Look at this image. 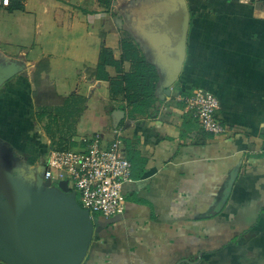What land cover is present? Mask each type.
<instances>
[{
  "label": "crops",
  "instance_id": "0c3cea01",
  "mask_svg": "<svg viewBox=\"0 0 264 264\" xmlns=\"http://www.w3.org/2000/svg\"><path fill=\"white\" fill-rule=\"evenodd\" d=\"M128 1L2 0L0 147L32 156L60 119L72 137L101 133L104 145L119 130L131 162L125 210L95 216L81 264H264V0H192L197 44L189 48V13L178 77L168 85L158 48H141L160 102L117 118L122 98L94 74L102 46L119 57ZM41 79L53 93L38 103ZM196 89L219 100L224 134L203 131L185 109Z\"/></svg>",
  "mask_w": 264,
  "mask_h": 264
},
{
  "label": "water",
  "instance_id": "95a60500",
  "mask_svg": "<svg viewBox=\"0 0 264 264\" xmlns=\"http://www.w3.org/2000/svg\"><path fill=\"white\" fill-rule=\"evenodd\" d=\"M136 21L158 48L168 85L172 84L186 53L189 11L185 0L143 9ZM7 76L0 74V85ZM114 114L119 118L124 112ZM3 164L0 161V262L81 264L97 218L76 202L66 181L50 186L40 174L30 173L32 182H28Z\"/></svg>",
  "mask_w": 264,
  "mask_h": 264
},
{
  "label": "built area",
  "instance_id": "2783aa9c",
  "mask_svg": "<svg viewBox=\"0 0 264 264\" xmlns=\"http://www.w3.org/2000/svg\"><path fill=\"white\" fill-rule=\"evenodd\" d=\"M182 100L203 131L213 136L226 132L217 115L220 104L214 94L196 89ZM113 133L108 145L103 144L101 133L72 137V146L49 149L35 167L50 186L66 181L69 191L78 194L79 205L90 214H122L126 203L123 185L131 179V162L124 154L119 130Z\"/></svg>",
  "mask_w": 264,
  "mask_h": 264
},
{
  "label": "trees",
  "instance_id": "16d2710c",
  "mask_svg": "<svg viewBox=\"0 0 264 264\" xmlns=\"http://www.w3.org/2000/svg\"><path fill=\"white\" fill-rule=\"evenodd\" d=\"M120 54L115 58L112 49L102 46L99 61L95 68L94 77L108 82L111 97L120 96L123 105L120 109L127 116L149 114L150 110H157L160 99L156 95V84L159 73L156 66L147 60L146 55L138 44L126 32L120 33ZM126 64L128 67L126 68ZM106 66L114 68L115 74L110 75ZM45 110L36 115L38 120L44 116ZM123 115V117H124ZM50 118V117H49ZM52 118L49 119L51 122ZM56 121L55 117L52 122ZM46 133L53 137L50 123L45 127ZM69 134V133H68ZM72 136L66 141H59L53 148H69L73 145ZM51 147V148H52Z\"/></svg>",
  "mask_w": 264,
  "mask_h": 264
},
{
  "label": "rangeland",
  "instance_id": "374dc122",
  "mask_svg": "<svg viewBox=\"0 0 264 264\" xmlns=\"http://www.w3.org/2000/svg\"><path fill=\"white\" fill-rule=\"evenodd\" d=\"M169 1L170 0H131V1H128L130 3V6H128V10L125 11L124 8H122V11H121L122 15L124 16V21H122V27H121L122 32H126L131 38H133V40L138 44L140 49L141 48H144L145 50L147 49L149 50V53L152 54L153 53L152 48H155V47L152 45V43H150V41L148 40L144 32H142V29L140 28L139 23L137 21L131 20V17L133 15H138L143 9L154 7L159 4L161 5L167 4ZM185 2L188 8V11L190 13L191 25L195 23L193 25V27L195 28L194 29L195 31L192 34L193 38L190 40V43H189V48H193L194 45L197 44V41H196V10L195 8H193L194 3L192 0H185ZM123 7H125L124 4H123ZM192 20H194V23H192ZM41 80H42L40 84L41 92L38 94V98H39L38 103L39 101L42 102L41 100L43 98L42 96H46L48 98V96L52 95L53 93L52 89L46 86L43 79ZM55 113L57 114V112ZM52 130H53L52 134L54 133L53 138H50L49 142L46 141V139L41 138L40 139L41 142L38 144V146L35 147V151H34L35 153H33L32 156L30 154L28 155L25 154L22 156L20 152L18 153V152L13 151L12 149L0 147V161H2V163H4L3 165H6L10 171H13V167L12 165L10 164L8 165L6 163L7 160H8V163H9V160L13 161L16 167L17 166L21 167V164H23L22 165L24 169L23 174H27V173L34 174L35 172L33 168L34 164L38 162L40 159H43V156L45 155V153L49 149H51L52 146H55V144L59 141H63V140L66 141V138L68 137L70 138L72 135H74L72 134V132H70L72 131V126L63 119H60L59 121H57L56 124L52 126ZM38 135L39 134L36 133L37 137ZM46 136L49 137L47 133H46ZM82 136H85V135H82ZM57 184H58V181L54 183V185H57ZM91 215L98 217L100 216V213L96 212V213H92ZM0 264H4V263L0 262Z\"/></svg>",
  "mask_w": 264,
  "mask_h": 264
},
{
  "label": "flooded vegetation",
  "instance_id": "af4514ba",
  "mask_svg": "<svg viewBox=\"0 0 264 264\" xmlns=\"http://www.w3.org/2000/svg\"><path fill=\"white\" fill-rule=\"evenodd\" d=\"M13 160V159H12ZM13 161H11V160H9V163H8V160L6 161V163L9 165H12V167H13V172L14 173H16V174H20V175H22V176H24L25 177V179L28 181V182H32V179L29 177V174L30 173H27V174H23L24 173V169H23V164H21V167L20 166H15L14 165V163H12ZM33 168H34V170H35V172H34V174L35 175H38V174H40V172L38 171V170H36V167H35V164H34V166H33ZM38 173V174H37Z\"/></svg>",
  "mask_w": 264,
  "mask_h": 264
}]
</instances>
